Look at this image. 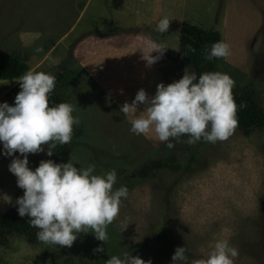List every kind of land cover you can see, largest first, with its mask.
<instances>
[{
    "label": "rangeland",
    "instance_id": "1",
    "mask_svg": "<svg viewBox=\"0 0 264 264\" xmlns=\"http://www.w3.org/2000/svg\"><path fill=\"white\" fill-rule=\"evenodd\" d=\"M164 16L172 20L160 33ZM184 21L221 33L232 54L219 71L234 78V89L252 86L264 106V0H0V46L27 50L31 70L81 71L70 103L85 135L71 140L72 161L94 165L95 174L115 169L114 188L128 189L107 227V242L89 232L61 247L12 234L0 242V264H105L126 252L172 264L177 247L187 249L191 264L219 239L238 250L235 264H264V130L244 136L236 129L226 141L201 140L187 165L181 141L169 149L154 133L137 135L120 112L141 88L154 96L159 83L183 77L186 69L175 54ZM153 42L168 49L162 56L153 51L160 58L149 66L142 49L150 53ZM19 91L18 80L0 81V103L11 105ZM172 150L180 155L179 172L164 170L135 183L125 178L147 158ZM16 157L23 159L19 152L5 155L0 142V215L24 195L9 170ZM28 159L35 170L38 153ZM100 246L102 253L93 251Z\"/></svg>",
    "mask_w": 264,
    "mask_h": 264
},
{
    "label": "clouds",
    "instance_id": "2",
    "mask_svg": "<svg viewBox=\"0 0 264 264\" xmlns=\"http://www.w3.org/2000/svg\"><path fill=\"white\" fill-rule=\"evenodd\" d=\"M170 19L164 16L157 24V31L166 33ZM193 53L196 51L188 46ZM151 52L144 59L151 66L168 49L164 44L153 42ZM42 49H37L41 51ZM178 50V49H177ZM231 45L217 41L205 49L206 60L227 59L231 56ZM21 91L15 104L0 103V142L4 154L19 152L23 159L12 160L9 170L17 177V184L24 195L16 201L21 217H29L30 226L39 229L37 239L43 243L71 247L80 233H93L107 242V227L119 216L122 198H127L125 186L114 188L117 171L112 169L95 174V166L77 167L71 159L67 163L42 160L35 170L29 167L28 154L43 152L52 156L57 145L71 143L74 126L79 117L73 113L76 107L69 102L52 106L50 94L56 86V77L42 71L28 70L19 79ZM236 81L230 74L220 71L205 72L197 78L195 73L185 70L179 80L157 85L154 96L141 88L134 100L125 102L120 112L128 118L131 131L137 135L155 138L171 149L173 140L194 145L203 140L216 143L226 141L238 127V105L233 89ZM144 105L143 110L139 106ZM10 202V200L8 199ZM94 252L102 253L103 246ZM185 247H177L172 264H187ZM238 250L227 239H219L205 258L192 259L191 264H235ZM105 264H152L140 256L124 253L113 255Z\"/></svg>",
    "mask_w": 264,
    "mask_h": 264
},
{
    "label": "trees",
    "instance_id": "3",
    "mask_svg": "<svg viewBox=\"0 0 264 264\" xmlns=\"http://www.w3.org/2000/svg\"><path fill=\"white\" fill-rule=\"evenodd\" d=\"M83 3L81 4L82 7ZM221 33L213 29H205L194 25L189 21H184L179 35L178 47L175 60L190 73H195L197 78L205 72L219 71L218 64L223 59L213 58L206 60L204 52L206 48L217 41H221ZM189 45L196 49L193 53L189 50ZM30 53L19 47L0 46V81H17L23 74L30 70ZM78 68L66 67L56 77V86L50 94L51 105L61 102H69L72 95V88L81 76ZM234 98L238 105H245L238 110V127L236 128L244 136H250L255 131L264 130V106L257 96L256 90L252 86L242 89H233ZM15 104V99L11 105ZM83 125H75L72 139L84 137ZM188 136H181L180 141L184 152L188 156L187 165L195 160L196 148L185 143ZM73 146L71 143L57 145L52 156L47 155V146L43 152L38 153L39 164L42 160L51 159L56 163H67L71 159ZM72 161V159H71ZM73 162V161H72ZM75 164V162H73ZM76 165V164H75ZM77 166V165H76ZM180 155L176 151L158 153V155L147 158L141 165L135 167L125 178L129 183L136 181H147L156 178L159 172L170 170L179 172L182 169ZM29 217H21L18 213V205H15L0 215V242L6 241L12 234H20L32 242L37 243V232L39 229L30 226Z\"/></svg>",
    "mask_w": 264,
    "mask_h": 264
}]
</instances>
